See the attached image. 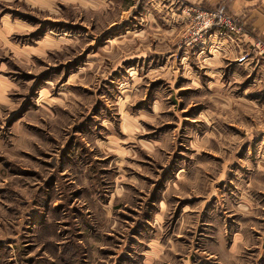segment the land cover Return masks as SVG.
<instances>
[{"label": "rangeland", "instance_id": "1", "mask_svg": "<svg viewBox=\"0 0 264 264\" xmlns=\"http://www.w3.org/2000/svg\"><path fill=\"white\" fill-rule=\"evenodd\" d=\"M197 4L0 0V264H264V69Z\"/></svg>", "mask_w": 264, "mask_h": 264}, {"label": "crops", "instance_id": "2", "mask_svg": "<svg viewBox=\"0 0 264 264\" xmlns=\"http://www.w3.org/2000/svg\"><path fill=\"white\" fill-rule=\"evenodd\" d=\"M188 3H200L206 8H219L227 13L236 15L244 28V36L238 40H232L228 36H221L210 33L208 38L201 44V50L208 47L210 51L222 55L225 54L230 59L237 62V58L248 46L249 42L256 39L264 40V0H185ZM213 48V49H212ZM215 48V49H214ZM202 54V51H201ZM236 65L243 68L264 69L263 61H243ZM253 66V67H252Z\"/></svg>", "mask_w": 264, "mask_h": 264}, {"label": "built area", "instance_id": "3", "mask_svg": "<svg viewBox=\"0 0 264 264\" xmlns=\"http://www.w3.org/2000/svg\"><path fill=\"white\" fill-rule=\"evenodd\" d=\"M185 15L187 25L184 30V41L189 45L199 39L203 44L212 32L228 36L232 40H238L244 36V28L239 17L222 9L206 8L197 4L185 9ZM237 61L240 63L243 61L264 62V40L256 39L249 42Z\"/></svg>", "mask_w": 264, "mask_h": 264}]
</instances>
